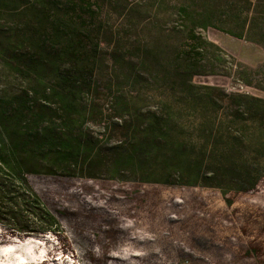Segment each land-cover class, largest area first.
Returning a JSON list of instances; mask_svg holds the SVG:
<instances>
[{
  "label": "trees",
  "instance_id": "obj_1",
  "mask_svg": "<svg viewBox=\"0 0 264 264\" xmlns=\"http://www.w3.org/2000/svg\"><path fill=\"white\" fill-rule=\"evenodd\" d=\"M172 1L0 0V63L21 80L0 93L13 234L63 232L32 174L211 188L229 203L264 180V97L194 80L261 88L204 31L264 47V0Z\"/></svg>",
  "mask_w": 264,
  "mask_h": 264
},
{
  "label": "rangeland",
  "instance_id": "obj_2",
  "mask_svg": "<svg viewBox=\"0 0 264 264\" xmlns=\"http://www.w3.org/2000/svg\"><path fill=\"white\" fill-rule=\"evenodd\" d=\"M204 35L255 68L261 88L223 75H197L195 82L264 97V47L215 28ZM20 83L0 63V93ZM29 178L63 232L13 234L0 222V264H41L47 255L45 264H264V180L251 192L230 194L229 203L211 188L107 176Z\"/></svg>",
  "mask_w": 264,
  "mask_h": 264
}]
</instances>
